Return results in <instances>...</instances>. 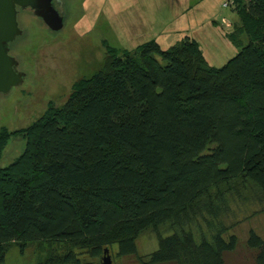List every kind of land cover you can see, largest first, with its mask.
Listing matches in <instances>:
<instances>
[{
	"label": "trees",
	"instance_id": "16d2710c",
	"mask_svg": "<svg viewBox=\"0 0 264 264\" xmlns=\"http://www.w3.org/2000/svg\"><path fill=\"white\" fill-rule=\"evenodd\" d=\"M239 1L226 34L237 52L222 66L189 36L107 47L103 70L75 81L61 107L0 129V159L13 135L24 141L0 166V254L32 241L70 243L75 264L113 244L133 253L140 231L239 178L259 187L264 210V0ZM198 211L207 230L161 237L150 264H223L237 244L224 236L231 207ZM246 244L264 264V239L251 229Z\"/></svg>",
	"mask_w": 264,
	"mask_h": 264
},
{
	"label": "rangeland",
	"instance_id": "374dc122",
	"mask_svg": "<svg viewBox=\"0 0 264 264\" xmlns=\"http://www.w3.org/2000/svg\"><path fill=\"white\" fill-rule=\"evenodd\" d=\"M67 1V20L57 32L30 10L20 11L23 31L10 47L25 77L22 84L0 94V129L20 130L31 125L49 106L61 107L75 81L103 70L107 47L121 53L155 39L164 48L189 36L197 40L206 61L215 67L237 52L226 36L236 13L233 6L223 4L231 0ZM244 2L247 1L239 4ZM23 146L22 136L13 135L3 149L0 166L11 162ZM260 198L259 187L250 180L239 178L219 184L192 205L177 209L171 218L140 231L134 240L135 252L119 254L117 244H113L107 254L112 256L113 264H150L149 255L157 249L161 237L181 235L187 230L196 235L206 231L198 207L212 202L228 204L232 215L229 212L226 222L237 221L224 235H236L237 244L223 253V264H254L255 251L246 240L251 229L264 239ZM71 251L74 247L65 241L9 242L0 254V264H75L68 259ZM78 257L80 264H101L102 260L86 253H78Z\"/></svg>",
	"mask_w": 264,
	"mask_h": 264
},
{
	"label": "water",
	"instance_id": "95a60500",
	"mask_svg": "<svg viewBox=\"0 0 264 264\" xmlns=\"http://www.w3.org/2000/svg\"><path fill=\"white\" fill-rule=\"evenodd\" d=\"M17 7L29 8L53 31L64 25L63 16L56 11L51 0H0V94L8 93L23 83L25 73L18 70V61L9 53V44L22 33L17 21ZM108 249H104L101 264H112Z\"/></svg>",
	"mask_w": 264,
	"mask_h": 264
},
{
	"label": "flooded vegetation",
	"instance_id": "af4514ba",
	"mask_svg": "<svg viewBox=\"0 0 264 264\" xmlns=\"http://www.w3.org/2000/svg\"><path fill=\"white\" fill-rule=\"evenodd\" d=\"M76 1V0H75ZM67 0H51V4H52V7L56 10V11H58V13L60 14V15H62L63 16V23L65 24L66 23V20H67V9H69L68 8V6H67ZM22 10H30L29 8H20V7H17V21H18V26H19V28L22 30V28L20 27V22H19V13H20V11H22ZM31 11V10H30ZM31 13L33 14V12L31 11ZM36 16V15H35ZM37 17H39V16H37ZM64 26V25H63ZM51 30V29H50ZM23 31V30H22ZM53 31V30H52ZM60 31V30H59ZM54 32H57V31H54ZM21 35V34H20ZM18 37V36H17ZM16 37V38H17ZM15 38V39H16ZM13 42V41H12ZM11 42V43H12ZM11 43L9 44V53H10V55H12L13 56V54L11 53V47H10V45H11ZM18 66H19V63H18ZM18 66H17V68H18ZM18 70H20L19 68H18ZM20 71H22V70H20ZM110 250V249H109ZM104 256V253L102 254V255H100V257H99V259H102V257ZM111 259H112V262H113V258H112V256H111ZM113 264V263H112Z\"/></svg>",
	"mask_w": 264,
	"mask_h": 264
},
{
	"label": "built area",
	"instance_id": "2783aa9c",
	"mask_svg": "<svg viewBox=\"0 0 264 264\" xmlns=\"http://www.w3.org/2000/svg\"><path fill=\"white\" fill-rule=\"evenodd\" d=\"M232 4H233V0H231V1H229V2H225V3L223 4V6H224V7H228V6H232ZM223 21H225V20L223 19Z\"/></svg>",
	"mask_w": 264,
	"mask_h": 264
}]
</instances>
